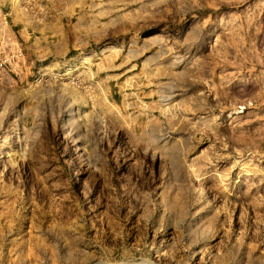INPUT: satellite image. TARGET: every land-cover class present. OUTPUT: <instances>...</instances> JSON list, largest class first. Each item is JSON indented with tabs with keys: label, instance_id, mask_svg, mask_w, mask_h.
<instances>
[{
	"label": "rangeland",
	"instance_id": "rangeland-1",
	"mask_svg": "<svg viewBox=\"0 0 264 264\" xmlns=\"http://www.w3.org/2000/svg\"><path fill=\"white\" fill-rule=\"evenodd\" d=\"M0 7V264H264V0Z\"/></svg>",
	"mask_w": 264,
	"mask_h": 264
},
{
	"label": "crops",
	"instance_id": "crops-1",
	"mask_svg": "<svg viewBox=\"0 0 264 264\" xmlns=\"http://www.w3.org/2000/svg\"><path fill=\"white\" fill-rule=\"evenodd\" d=\"M4 13H5L4 10L0 7V31H1L0 36H1V40L4 39L5 41H7V38L10 37L11 40L15 39L16 41H14V43H16V42H18V37H17L16 33L14 32V30L12 29V27H10V28L7 27V25L4 21V18H3ZM7 14H9V13H7ZM23 38L25 40H30L31 36L24 34ZM27 38H29V39H27Z\"/></svg>",
	"mask_w": 264,
	"mask_h": 264
}]
</instances>
